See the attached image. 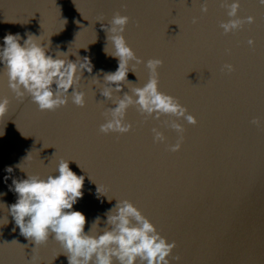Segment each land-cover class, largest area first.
Returning <instances> with one entry per match:
<instances>
[{"label":"water","instance_id":"obj_1","mask_svg":"<svg viewBox=\"0 0 264 264\" xmlns=\"http://www.w3.org/2000/svg\"><path fill=\"white\" fill-rule=\"evenodd\" d=\"M239 2L240 18L255 22L225 35L220 0H0V48L7 34H19L21 44L31 34L45 46L50 42L53 58L60 51L93 66L80 81L84 108L69 101L41 112L29 97L16 99L0 63V100L10 101L0 119V264H30L36 247L10 215L17 201L9 190L13 179L58 175L61 159L84 177L83 197L72 210L86 216V233L97 218L102 231L106 214L128 200L175 241L179 264H264V130L250 123L264 120V6ZM205 3L207 14L201 12ZM117 12L130 18L123 35L136 56L145 64L163 61L159 90L198 121L195 127L178 121L186 129L178 153L154 144L151 129L159 128L168 144L177 133L161 121L145 122L135 108L126 116L130 133L99 132L102 112L113 107L100 95L103 77L118 69L104 26ZM145 64L130 65L135 72L129 71L121 96L147 82ZM225 64L235 71H222ZM62 251L50 238L37 249V264H68Z\"/></svg>","mask_w":264,"mask_h":264},{"label":"clouds","instance_id":"obj_2","mask_svg":"<svg viewBox=\"0 0 264 264\" xmlns=\"http://www.w3.org/2000/svg\"><path fill=\"white\" fill-rule=\"evenodd\" d=\"M264 6V0H258ZM220 7L226 11L228 20L219 27L225 35L242 31L246 24L255 22L254 17L240 18L239 0H220ZM201 12L207 14L208 6L203 4ZM101 22V20H100ZM130 22L128 16L119 12L104 26L108 33L107 40L114 48L108 53L118 59V69L104 75L105 86L100 95L110 101L113 107L102 112L105 123L99 127L103 135H126L132 131V125L126 122L129 108L144 117V121H161V127L177 133L175 144H168L167 137L159 128L151 129L154 144H166L167 151L178 153L184 143L186 129L178 121H186L195 127L196 118L188 113L180 101L159 90V69L163 67L160 59H149L146 64L138 58L128 46L123 33ZM197 20L193 19V24ZM138 26V25H137ZM19 34H7L0 48V63L4 65L8 87L21 102L29 97L41 112H55L67 107L69 101L79 108L86 106L85 93L80 91V81L86 70L92 73L91 62L84 58L72 62L67 53L57 51L55 58L49 55L50 42L42 44L40 38L28 34L21 44ZM249 47L255 41L248 40ZM230 52V50H229ZM131 64H145L149 72L147 82L142 87H134L129 92L120 93L127 80ZM222 71L231 74L235 68L225 64ZM98 80V79H97ZM71 90V91H70ZM115 94V97H114ZM10 101L5 97L0 100V119L8 111ZM250 123L264 130V120L253 118ZM23 171L21 165H18ZM11 172L12 169H7ZM56 172L58 175H28L26 179H13L10 191L17 195L15 204L9 206V212L20 234L35 244L34 255L30 264H37L40 259L37 249L54 239L63 249L68 264H179L180 256H173L177 245L163 237L157 228L142 212L128 200L117 201L107 214L106 224L98 231L99 218L85 232L86 216L80 211H73V206L83 197L84 177L75 174L69 167V161L61 159ZM8 177H5L7 180ZM7 223V218L5 223Z\"/></svg>","mask_w":264,"mask_h":264}]
</instances>
